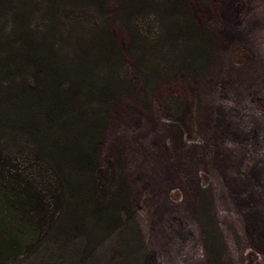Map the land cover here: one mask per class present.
Instances as JSON below:
<instances>
[{
	"label": "trees",
	"instance_id": "trees-1",
	"mask_svg": "<svg viewBox=\"0 0 264 264\" xmlns=\"http://www.w3.org/2000/svg\"><path fill=\"white\" fill-rule=\"evenodd\" d=\"M214 47L190 0H0V264L40 252L58 264L83 236L68 264H88L132 218L120 154L103 152L112 105L203 74Z\"/></svg>",
	"mask_w": 264,
	"mask_h": 264
},
{
	"label": "rangeland",
	"instance_id": "rangeland-1",
	"mask_svg": "<svg viewBox=\"0 0 264 264\" xmlns=\"http://www.w3.org/2000/svg\"><path fill=\"white\" fill-rule=\"evenodd\" d=\"M190 1L214 34L211 62L112 105L103 152L120 154L132 218L88 264H264V0ZM83 237L58 264L80 255ZM45 255L11 264L52 262Z\"/></svg>",
	"mask_w": 264,
	"mask_h": 264
}]
</instances>
